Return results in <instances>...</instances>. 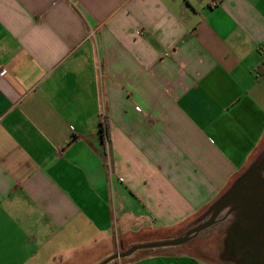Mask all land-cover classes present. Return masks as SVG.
I'll use <instances>...</instances> for the list:
<instances>
[{
    "label": "crops",
    "instance_id": "obj_1",
    "mask_svg": "<svg viewBox=\"0 0 264 264\" xmlns=\"http://www.w3.org/2000/svg\"><path fill=\"white\" fill-rule=\"evenodd\" d=\"M3 68L0 264H98L233 188L108 264H264V0H0Z\"/></svg>",
    "mask_w": 264,
    "mask_h": 264
},
{
    "label": "water",
    "instance_id": "obj_2",
    "mask_svg": "<svg viewBox=\"0 0 264 264\" xmlns=\"http://www.w3.org/2000/svg\"><path fill=\"white\" fill-rule=\"evenodd\" d=\"M233 192H234V188L231 189L220 200L215 202V204L210 208L209 212L204 216L201 222H199L198 224H196L195 226L187 230L182 235L178 237H171V238H166V239L157 240L153 242L134 244L122 252H118V253L108 256L107 258L99 262L98 264H108L115 259L130 257L139 250L176 247V246H180L182 244L187 243L191 239L200 235L204 230L208 229L209 227L214 225L216 222H218L217 217L220 214L224 205L227 202H229V199L231 195L233 194Z\"/></svg>",
    "mask_w": 264,
    "mask_h": 264
},
{
    "label": "trees",
    "instance_id": "obj_3",
    "mask_svg": "<svg viewBox=\"0 0 264 264\" xmlns=\"http://www.w3.org/2000/svg\"><path fill=\"white\" fill-rule=\"evenodd\" d=\"M99 131H100V133H101V135H102L103 138H105L106 135H109V124H108V121H107V120H104V121H102V122L100 123ZM195 225H196V223H195L194 225H191V226L188 228V230H189L190 228H192L193 226H195Z\"/></svg>",
    "mask_w": 264,
    "mask_h": 264
},
{
    "label": "rangeland",
    "instance_id": "obj_4",
    "mask_svg": "<svg viewBox=\"0 0 264 264\" xmlns=\"http://www.w3.org/2000/svg\"><path fill=\"white\" fill-rule=\"evenodd\" d=\"M130 247V246H129ZM129 247H127V248H129ZM204 247V249L205 250H207V251H209V247H207V246H201V248H203ZM127 248H125L124 250H126ZM124 250H122V251H124ZM121 251V252H122ZM206 253V252H205ZM208 254H212V253H210V252H208ZM207 253H206V256H209Z\"/></svg>",
    "mask_w": 264,
    "mask_h": 264
},
{
    "label": "built area",
    "instance_id": "obj_5",
    "mask_svg": "<svg viewBox=\"0 0 264 264\" xmlns=\"http://www.w3.org/2000/svg\"><path fill=\"white\" fill-rule=\"evenodd\" d=\"M213 5H216V1L213 2ZM0 73L1 74H6L7 73V69L3 68Z\"/></svg>",
    "mask_w": 264,
    "mask_h": 264
}]
</instances>
